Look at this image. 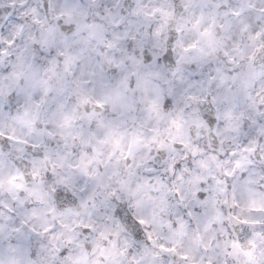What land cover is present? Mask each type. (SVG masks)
<instances>
[{"label":"snow or ice","instance_id":"1","mask_svg":"<svg viewBox=\"0 0 264 264\" xmlns=\"http://www.w3.org/2000/svg\"><path fill=\"white\" fill-rule=\"evenodd\" d=\"M0 8V264H264V0Z\"/></svg>","mask_w":264,"mask_h":264},{"label":"clouds","instance_id":"2","mask_svg":"<svg viewBox=\"0 0 264 264\" xmlns=\"http://www.w3.org/2000/svg\"><path fill=\"white\" fill-rule=\"evenodd\" d=\"M129 2H131V0H129ZM7 11L8 9L6 8H0V17H3ZM15 109H16V104H15V100H13L12 101V111H11L12 115H15Z\"/></svg>","mask_w":264,"mask_h":264}]
</instances>
